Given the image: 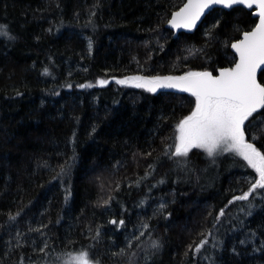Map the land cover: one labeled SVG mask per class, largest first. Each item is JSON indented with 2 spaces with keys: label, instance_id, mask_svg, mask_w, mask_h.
Wrapping results in <instances>:
<instances>
[{
  "label": "trees",
  "instance_id": "1",
  "mask_svg": "<svg viewBox=\"0 0 264 264\" xmlns=\"http://www.w3.org/2000/svg\"><path fill=\"white\" fill-rule=\"evenodd\" d=\"M183 2L0 0V25L14 37L0 34V264H62L81 251L94 264H264V190L228 203L255 170L231 153L167 158L195 97L116 82L233 63L229 45L255 24L252 11L215 7L173 37L165 22ZM259 112L246 137L264 152Z\"/></svg>",
  "mask_w": 264,
  "mask_h": 264
},
{
  "label": "snow or ice",
  "instance_id": "2",
  "mask_svg": "<svg viewBox=\"0 0 264 264\" xmlns=\"http://www.w3.org/2000/svg\"><path fill=\"white\" fill-rule=\"evenodd\" d=\"M214 5H222L225 8L243 5L249 9L255 6L258 9V12L254 13L259 18L255 28L250 32H244L243 38L231 45L238 54V61L233 67L219 69L218 75H213L210 71H189L175 77L136 76L116 82L118 84L133 83L136 87L144 88L152 93L157 92L158 89H178L191 93L195 97L194 109L179 121L178 135L175 137L174 146H166L164 155L169 159L184 158V163H187V158L193 149L203 150L209 158L227 153L241 157L248 166L255 170L259 178L251 183L248 190L242 195L234 196L228 202L230 205L234 201H250V197L258 194V190H264V152H261L254 142L245 139L246 122H250L255 116L260 115L258 110H264V84L257 81V71L264 72V0H188V3L179 12L172 14L168 23L173 28L190 30L196 27L197 21L201 19L206 10ZM0 34L14 39L6 31L5 25H0ZM192 54H194L193 51L189 50V55ZM44 73L48 74V69H45ZM107 83V80L98 81L101 86ZM80 87H84V85ZM88 87H92V85H88ZM256 139V136L252 137V141ZM154 167V165H149L150 171L145 173L144 179L151 175V170H154ZM65 174L66 168L61 166L60 172L54 179ZM160 183L163 181L161 180ZM104 203L107 204L108 201H104ZM164 207L165 205L161 204L160 210H163ZM227 207L228 205H225V208L220 209L215 218L217 222L225 215ZM252 207L253 205L249 203V208ZM250 214L251 212L248 213V215ZM16 215L10 216V220L15 221ZM110 223L116 224L117 228H120L125 224V221L112 220ZM142 228L148 229L149 225L145 223ZM32 231L40 232V229ZM99 235L98 229L96 238ZM144 235L145 232L141 231L140 236H136L134 239L138 241ZM211 235V232L207 234V236ZM207 236L195 245L194 253L199 252L207 244ZM132 243V240L128 241L129 247ZM159 246L158 241L150 242V247L153 249H158ZM47 247L48 245L45 243L44 247L40 248V252L47 255ZM123 254L124 249H121L119 253H113V255ZM64 255L66 259H63L62 264H92L87 251ZM58 259L60 258L58 257ZM21 264H23V259H21Z\"/></svg>",
  "mask_w": 264,
  "mask_h": 264
},
{
  "label": "water",
  "instance_id": "3",
  "mask_svg": "<svg viewBox=\"0 0 264 264\" xmlns=\"http://www.w3.org/2000/svg\"><path fill=\"white\" fill-rule=\"evenodd\" d=\"M186 3H188V0H184V2H183L178 8L174 9V10L170 13V16H169V18L167 19V21L165 22V27L168 28V29H170V30L172 31V36H173V37H177L178 34H179L180 32H186V33H191V32H193V31L198 27V25L202 22V20H203V18L205 17V15H206L211 9H213V8H215V7L223 8V9H226V10H229V9H231V8H233V7H236V6H233V7H231V8H225V7L222 6V5H214V6H212L210 9L206 10L205 14L202 15L201 19H200L199 21H197V25H196V27H194V28H192V29H190V30H189V29H184V28H173V27L168 23V21L172 18V14L175 13V12H179L180 9L183 8L184 5H185ZM238 6H242V7H244V8L247 9V10H251V11H252V16H253L254 18H256V22H255V24H254L249 30H245V31H243V32L240 34V37H239V38H237V39L231 41V43H230V45H229V48H230L231 52L234 54V56H235V59H234L233 63H232L231 65H228V66H222V67H219V68L216 69L215 72H212V71H210V70H202V71H196V72L210 71V72L213 73V75H218V74H219V71H218L219 69H222V68H231V67H233V66L235 65V63L238 61V54H237V53L235 52V50L231 47V45H232L233 43H236L237 41L241 40V39L243 38V33H244V32H250V31H252V30L255 28L256 24L259 22L258 15H254V13H257V12H258V9H257L255 6H253L252 9H249V8H247L246 6H243V5H238ZM260 73H261V71L258 70V71H257V81H258L259 83H261L260 80H259V75H260ZM182 75H184V74H182ZM171 76L175 77V76H181V75H171ZM141 77H142V76H141ZM261 84H262V83H261ZM162 90H171V91H174V92H177V93H183V94L191 95V93L183 92V91H180V90H178V89H167V88H165V89H162ZM191 96H192V95H191ZM258 111H259V110H258ZM245 138H246V133H245ZM111 221H112V220H111Z\"/></svg>",
  "mask_w": 264,
  "mask_h": 264
},
{
  "label": "rangeland",
  "instance_id": "4",
  "mask_svg": "<svg viewBox=\"0 0 264 264\" xmlns=\"http://www.w3.org/2000/svg\"><path fill=\"white\" fill-rule=\"evenodd\" d=\"M128 84H133V83H128ZM246 136H247V134H246ZM248 136H249V139H248V138H247V139H248L249 141H252V137L255 136V135H253V134H248ZM227 154H229V153H227ZM76 254H77V253H76ZM92 264H94V263H92Z\"/></svg>",
  "mask_w": 264,
  "mask_h": 264
},
{
  "label": "flooded vegetation",
  "instance_id": "5",
  "mask_svg": "<svg viewBox=\"0 0 264 264\" xmlns=\"http://www.w3.org/2000/svg\"><path fill=\"white\" fill-rule=\"evenodd\" d=\"M249 141V140H248Z\"/></svg>",
  "mask_w": 264,
  "mask_h": 264
}]
</instances>
